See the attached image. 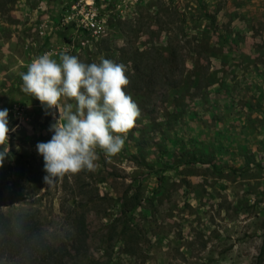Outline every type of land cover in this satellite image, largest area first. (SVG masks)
Returning a JSON list of instances; mask_svg holds the SVG:
<instances>
[{"label": "rangeland", "instance_id": "1", "mask_svg": "<svg viewBox=\"0 0 264 264\" xmlns=\"http://www.w3.org/2000/svg\"><path fill=\"white\" fill-rule=\"evenodd\" d=\"M79 1L93 2L98 36L66 21ZM204 37L215 56L189 50ZM170 48L184 68L180 56L166 66ZM60 52L126 65L124 91L141 115L117 155L96 150L95 172L48 186L36 145L51 139L58 113L22 91L21 73L44 53L59 62ZM199 66L213 84L181 89V106L151 78ZM4 108L16 131L0 168V210L32 214L51 242L71 245L83 228L86 247L69 264H264V0H0ZM142 136L149 146L137 148ZM121 203L138 206L125 215Z\"/></svg>", "mask_w": 264, "mask_h": 264}, {"label": "clouds", "instance_id": "2", "mask_svg": "<svg viewBox=\"0 0 264 264\" xmlns=\"http://www.w3.org/2000/svg\"><path fill=\"white\" fill-rule=\"evenodd\" d=\"M127 70L126 65L104 57L99 63L86 64L60 52L59 62L44 53L21 73L22 91L37 99L46 113H58L49 129L54 133L51 139L36 145L43 157L46 185H55L67 174L95 172L98 148L107 157L122 150L141 115L124 91L130 84ZM8 116V109H0V168L11 155L10 133L16 131L9 128Z\"/></svg>", "mask_w": 264, "mask_h": 264}, {"label": "trees", "instance_id": "3", "mask_svg": "<svg viewBox=\"0 0 264 264\" xmlns=\"http://www.w3.org/2000/svg\"><path fill=\"white\" fill-rule=\"evenodd\" d=\"M204 15L207 16L206 13H204ZM192 41L193 43L189 46V50H191L194 55L199 57L205 54H209L208 56H215L217 54V49L210 47L208 38L204 37V39L200 40L193 38ZM176 50H178V48H170L169 58L166 60L165 64L169 66L172 61L176 60L174 64L180 65L181 62L184 68L185 59L181 60L182 57L177 55L178 51ZM208 56H206V59L211 58ZM199 61L200 60H198V62ZM198 68H200V70H198ZM177 75L175 80H172V75H156V78L151 76L152 81L155 80L154 85L163 84L166 86L167 91L165 93V98L168 103L172 101L176 106H181L183 103V101H181V97H183L181 89L185 91L195 88L200 91L213 84V76L208 73V69L205 68V66L195 67L191 72H186L182 69V72ZM183 114V110L180 109L174 112L172 117L183 116ZM160 126V123L155 124L156 129ZM143 142H145L144 146H146L147 141L143 136L135 139L136 147L141 148ZM156 145L159 144L157 143ZM194 160L193 158L189 163H195ZM258 164L261 165L259 162ZM162 179V176L158 177L159 181ZM1 205L3 204L0 203V206ZM120 205L124 208L121 209V213L126 215L132 212V210L138 206V203H134L129 209H127L126 203H121ZM37 224L32 214H17L11 217L0 210V258L5 256L6 260L16 261L18 264H69V258H71L72 253L76 256L83 253L88 239V235L83 228L76 230L71 239L72 244L69 245L66 241L62 240L59 242L49 241L39 231V226Z\"/></svg>", "mask_w": 264, "mask_h": 264}, {"label": "built area", "instance_id": "4", "mask_svg": "<svg viewBox=\"0 0 264 264\" xmlns=\"http://www.w3.org/2000/svg\"><path fill=\"white\" fill-rule=\"evenodd\" d=\"M93 2L82 3L79 1L71 6V11L66 15V21L81 34L90 33V36L96 37L101 33L97 20V13L93 7ZM82 45V42H81Z\"/></svg>", "mask_w": 264, "mask_h": 264}]
</instances>
